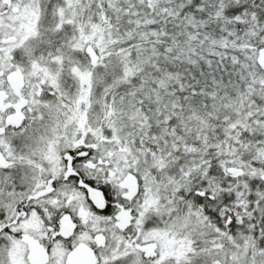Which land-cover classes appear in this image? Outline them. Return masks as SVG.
I'll list each match as a JSON object with an SVG mask.
<instances>
[{"label":"snow or ice","instance_id":"6c2138e0","mask_svg":"<svg viewBox=\"0 0 264 264\" xmlns=\"http://www.w3.org/2000/svg\"><path fill=\"white\" fill-rule=\"evenodd\" d=\"M0 264H264V0H0Z\"/></svg>","mask_w":264,"mask_h":264}]
</instances>
